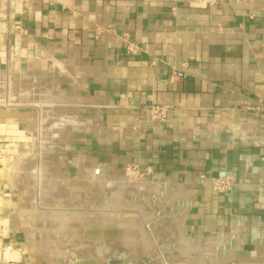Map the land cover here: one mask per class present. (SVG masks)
I'll return each mask as SVG.
<instances>
[{"label":"crops","instance_id":"0c3cea01","mask_svg":"<svg viewBox=\"0 0 264 264\" xmlns=\"http://www.w3.org/2000/svg\"><path fill=\"white\" fill-rule=\"evenodd\" d=\"M33 89L48 146L70 127L90 159L184 179L186 234L216 239L202 260L264 264V0H0L3 156L35 142ZM64 116L72 127L54 130ZM222 176L232 188L214 192ZM25 209L0 176V264H32L18 249Z\"/></svg>","mask_w":264,"mask_h":264},{"label":"rangeland","instance_id":"374dc122","mask_svg":"<svg viewBox=\"0 0 264 264\" xmlns=\"http://www.w3.org/2000/svg\"><path fill=\"white\" fill-rule=\"evenodd\" d=\"M27 86H28V84H27ZM22 93H24V92H22ZM40 95H41L40 91L33 89V99L31 100V102H30V100H28V102H27V105H29V107H27V110L34 111L35 115H36V116L32 117V119L34 121V126H33L32 130H33V135H34V140H35L33 146L30 147L29 150L25 151L23 154H20V155L14 156V157L2 156L1 163L3 166L0 170L1 171L0 176L2 178H6L7 180H9V182H11V185L14 186V189L18 192L20 209H23V208L24 209L25 208L30 209L31 207L34 208V212H32L33 211L32 210L31 211L32 213L30 215L27 214L24 217H22L23 220L20 216V225L18 226V231L20 233V242L18 244L19 245L18 246L19 252H20V254L27 256L31 260L32 264H56V263L52 262L46 256H43V254L45 253L44 250L42 252L40 250V253H43L42 255L39 254V251H37V249L35 250L34 246L31 245L30 240H33L37 244L40 243L39 245L44 246V247L46 245L48 247V249L50 248V250L51 249L56 250V248H57L59 250V252H62V253L64 251H69L68 249H73V248L79 247V246L86 247V248H84V250L81 251L84 255H86V257H82L83 258L82 260L83 261H89L91 264H102L103 261L101 260V258L99 256H96V258H95V256L93 257V255L89 254V253H91V250L94 247V244L92 243V241L93 240L97 241V239H94V238L91 239V238L86 237L89 234L87 230L89 228L88 223H90L91 220L89 221V219L88 220L85 219L83 221L84 226H81V225H78L79 220L71 219L68 216L67 217L68 221H66V224H67L66 228L68 229V231H67V233L65 232L66 233V234H64L65 237H63L64 235L55 234V233H51V232H43V231H36V232L33 231V236H32L30 234L32 231L30 229V227H32V225L30 226V224L33 223L32 221L34 220L37 227H40V228L47 227V228H52V229L54 228L55 229L56 227H58V225H59L58 221L56 219L50 217V213L58 210L57 207H51L56 203V201H57V203H58V201H61V205H59L60 207L58 206V208H60V209H63V210L64 209L65 210L72 209V210H76L77 212L78 211H81V212L85 211L86 213L87 212L91 213V212H95V211H99V210L102 211L103 209L107 210L108 204H110L111 206H113V208L109 205L110 208L107 210V212H109L108 217L112 218L113 215H114V217L115 216L120 217L121 213H124V209L128 207V206L125 207V205H124L123 206L124 209L122 210V208H121L122 202L124 201V202L128 203L130 200L134 201L135 199L138 198V197L134 196V194H132L131 191H129L127 189V190L123 191L124 193L122 192L123 194H121L122 197L120 198V201H121L120 207H118L119 204L118 205L116 204L117 205V207H116L115 204L112 205V203H107L108 199L112 200L111 194L114 192V189H115V192L117 190L116 184H113V183H116L117 181H119L122 178H123V180L125 179V180H129V181L136 180L134 182H138V183L145 182V183H159V184H161L163 186V189H161V191H160L161 193L159 192L160 195L158 194L156 197H158V199L161 202L163 200H165V201L167 200L165 203H167L169 200H171L169 202L170 206L173 207V209L176 212H181V211H183V209H185L186 210L185 213L187 215V210L189 208V203L191 202L192 194L188 193L189 197L186 198L185 200L184 199L182 200V198L177 196V195L176 196L173 195L174 197L168 195V194H170L171 190H175V189H177V187H182L183 189H189L190 190L189 186H191V185L187 182L185 184L184 179H180V178L178 179V178H175L171 175L158 173V172H156V170H152V169L151 170L149 169V171H147L146 169H141L136 164H131V163H126V164L117 163L116 164L115 162L111 163L110 161L105 162L103 159H101L99 161H96L95 159H90L88 157L89 154L85 150H83V147H80V148L74 147V146H71L69 144V142H67V140H68L67 135L69 134L70 127H67V128H69L68 131H67V129H64L65 131L63 130V132L60 134V136H57L56 138H54L52 135H50V138L53 137V138H51V142H53V143H51V145L49 147L50 149L47 150L46 153L42 152L44 163H43V165H41L42 161H40L41 158H40V154H39V150H41V148H40V146H38V144H39V141L41 140L44 132H43V128L39 122V113H38L40 111L41 105L43 104V102L41 101L42 98H40ZM22 103H24V102L22 101ZM37 103L38 104L40 103V105H38ZM17 104H21V100H18ZM47 104H49V103H47ZM20 110H23V107L20 108ZM49 126H50V124H49ZM72 129H74V128H72ZM68 138H69V135H68ZM43 166L47 169L45 170L46 172H44V175L41 176L40 171L42 169H44ZM97 168H98V170L104 171L103 174L105 175V178H107V179H105L106 182L107 181L113 182L112 184H109L111 186H107L108 184L105 185L104 184L105 181H104L102 183L98 182L99 184L98 183L95 184L96 188L94 186H91V185H90L91 187H88V186H86L84 179L79 178L80 175L86 174L87 170H90V171L93 170V172H94V170H96ZM56 180L57 181L61 180L64 183L63 186H60V188L58 190V194H60L61 197L59 198L60 195H58L56 193L53 196L52 195L49 196V198L51 197L50 199L48 198L49 201L45 200L46 202L45 201L43 203L40 202V194L41 193L39 192V186L40 185H42L43 187L47 186L51 190L52 185L55 184ZM50 185H51V187H50ZM113 185H115V186H113ZM86 187L89 188L88 191H87ZM92 187H93V189H92ZM71 188L74 190H72ZM84 188L86 190H84ZM66 189H68V191ZM77 189H79L80 192ZM82 189H83V191H82ZM94 189L96 190V192ZM97 189H99V190H97ZM111 189H112V192H111ZM167 190H168V192H167ZM59 191H60V193H59ZM73 191H76L75 193H77V191L80 193L77 196V198L78 197H79L78 199L82 198L81 199V200H83L82 202H80L81 200L78 201L76 199V195H72V194H74ZM64 192L66 193V195L64 194ZM101 192L102 193L105 192L106 195L104 194L105 196H103V194ZM82 193L85 194L86 196H84ZM67 194L68 195L70 194L69 197L71 199L68 198ZM80 195H82V197ZM88 195H89V197H87ZM72 196H74V197H72ZM146 196L148 197V195H146ZM57 198H58V200H57ZM64 198L66 201L68 198V201L65 202ZM122 198L125 200H123ZM72 199H74V200L76 199V201L74 202V200H73V202H72ZM105 199H107V200H105ZM128 199H129V201H128ZM84 201H86V202H84ZM105 202L107 203V205ZM72 203H74L75 205H72ZM184 203H186V205ZM114 206H115V208H114ZM153 206H156V204H153V205L152 204L151 205L146 204V207H144V212L147 213V211H149V208H151ZM185 206H187V207H185ZM130 207H128V209H125V211H127V214H128V212H130V214L132 216L133 215L137 216V218L139 220H143V217H144V215H143L144 212L142 210L143 208L141 210L139 209L141 211V213L139 212L140 214H137V213H135V211H137V209L134 210L135 209L134 206H133L134 208L132 207V209ZM52 208H53V211H51ZM118 208H119V210H118ZM116 211H117V213H116ZM119 211H120V213H119V215H117ZM37 212L39 214H41V216L43 215L44 217H38L39 215ZM111 212H112V214H110ZM99 213L101 214V212H99ZM113 213H115V214H113ZM127 214L125 212L124 214H122V217L124 215L126 216ZM186 215H184L183 222L185 221ZM141 217H142V219H140ZM135 221L136 220H134V222ZM25 225H27V226H25ZM76 225H78V226H76ZM25 227H27V228H25ZM32 229H33V227H32ZM100 231H102V230H100ZM177 231H178L177 229H171V230L167 231L166 236H164V239L168 238L169 234H172V236L176 235L178 233ZM28 232H29V235H28ZM157 234H158L157 232L154 233V237H158ZM146 235L148 236V238L151 237L150 239H152V233L149 230H146ZM186 235L188 238H193L191 236V234H186ZM200 242L204 243L202 241H200ZM162 244H161V246H167L170 249V251L172 252L170 254L168 252H165V256L169 255L168 259L169 258L171 259L175 254L172 251L174 245L172 243L170 244V240L164 242L163 245ZM204 244H207V243H204ZM10 249L15 250V248L12 246H10ZM154 252H155L154 253L155 258L153 259V262L156 264L164 262V253H162L160 246L155 245L154 246ZM237 259H239V258H237ZM237 259H235V261H231V262L226 261V262H223L221 264H236L238 261ZM104 260H105L106 264H108V261H106L107 259H104ZM118 260L120 261L121 258H119ZM119 261L114 263V264H121V263H119ZM57 263H59V262H57ZM60 263H62V261Z\"/></svg>","mask_w":264,"mask_h":264},{"label":"bare ground","instance_id":"6f19581e","mask_svg":"<svg viewBox=\"0 0 264 264\" xmlns=\"http://www.w3.org/2000/svg\"><path fill=\"white\" fill-rule=\"evenodd\" d=\"M56 120L57 121H55V123L53 122V124L51 126V127L54 126V130L57 128L61 129V128L69 126V125H71V127H72V125L74 124L73 117H69V116L68 117L64 116L61 118L59 117ZM77 122H79V121H77ZM56 132H57V130H56ZM43 141H42V138L39 141V146L41 148V150H39V154H40V158H41L40 161H42L41 165H43V163H44L42 155H43V153H46V151L48 150L47 148L50 147L45 143L47 141H45V142H43ZM43 168L44 169H42L40 171L41 176L44 175V172H46L45 170L47 169L44 166H43ZM103 172L104 171H102V170H98V168L96 170H94V172H93V170L92 171L87 170L86 174L80 175L79 178L84 179L86 186H88V187L94 186L95 187V184H97L98 182L102 183L105 181V179H107V178H105V175L103 174ZM134 181H136V180H134ZM134 181H132V180L129 181V180H125V179L123 180V178L120 179L119 181H117L116 183H113L110 181L109 182L105 181V183H104L105 185L108 184L107 186H111L109 184L113 183V184H116V187H117L116 192L114 189V192L111 194L112 200H109V199L108 200L105 199V200H107V203H112V205L115 204L116 207L119 204L118 207H120L121 206L120 205V202H121L120 198L122 197L121 194L124 193L123 191L128 189L129 191H131L132 194H134V196H136L138 198L137 199L134 198L135 199L134 201H131V200L129 201V199H128V201H129L128 203L123 201L122 206H121L122 210L124 209L123 208L124 205H125V207L131 206L130 207L131 209L134 206L135 207L134 210L137 209V211H135V213L140 214L141 213L140 210L142 208H143L142 210L144 212V207H146V204H148V205L156 204V206L149 208V211H147V213L142 212L144 215V217L141 215L143 217V220H139L137 218V216H134V215L132 216L130 214V212H128V214H127V211H125V209H128V207L124 209V213L126 212V214H127L126 216L124 215L122 217V214H124V213H121L120 217H116V216L114 217V215H113V217L110 218V217H108L109 212H107V210L110 208L109 207L110 204H108L107 210L103 209L102 211L99 210V211H95V212H91V213L90 212L86 213L85 211H82V212L78 211L77 212L76 210H72V209H70V210L60 209V208H58V206L61 205V201H58V203L56 201V203L51 207H57L58 210L53 211V208H52L51 211H53V212L50 213V217H52L58 221V224H59L58 227H56L55 229L54 228L52 229V228H47V227L41 226L42 228H40V227H37L35 221L33 220L32 221L33 223L30 224V226L32 225V227H33V229H32V227H30V229L32 230L30 234L33 236V231L34 232L43 231V232H51V233H55V234L64 235L68 231V229L66 228V226H67L66 221H68L67 217L69 216L71 219L79 220L78 225H81V226H84L83 221L85 219H87V220L89 219V221L90 220L92 221V222L90 221V223H88L89 228L87 231L89 234L86 237L91 238V239H93V238L97 239V241L96 240L92 241V243L94 244V247L91 250V253H89V254L93 255V257L95 256V258H96V256H99L101 258V260L103 261L102 264H106L104 259H107L106 261H108V264H114V263L119 261L118 260L119 258H121V260L119 261V263H121V264H156L153 262V259L155 258L154 246L155 245L161 246L162 243L164 244V242L169 241V240H170V244L172 243L174 245L172 251L175 254L171 259L169 258L168 262H162V263H157V264H212V260L217 261V257H216L217 253L215 255L213 254V256H214L213 259L207 258L208 262H206V263L204 262V260H202V258H203L202 256L204 255V250H213V248L215 246L214 244H215L216 239L213 238L214 240L211 243L204 244V243H201L200 241H198L194 238H188L186 235L185 225L183 222L184 215H186V213H185L186 210L183 209V211H181V212H176L173 209V207L170 206L169 202L171 200L168 199L169 201L167 203H165L167 200L166 201L163 200L161 202L158 199V197H156L159 194V192L161 191V189H163V186L161 184H159V183H145V182L138 183V182H134ZM63 184H64L63 181H61V180L57 181L56 180L55 184L52 185L51 190L47 186L43 187L42 185H40L39 186V192L41 193L40 194V202L43 203L45 200H48L49 196H51V195L53 196L56 193L58 194V190H59L60 186H63ZM113 186H115V185H113ZM50 187H51V185H50ZM88 187H86L87 191L89 189ZM68 189H66V190L68 191ZM92 189H93V187H92ZM72 190H74V189H72ZM77 190L79 191V189H77ZM84 190H86V189L84 188ZM97 190H99V189H97ZM78 191H77V193H75L76 191H73L74 194H72V195H76V199L79 201L82 198L81 199H78L79 197L77 198V196L80 194L79 193L80 191L79 192ZM82 191H83V189H82ZM65 192H64V194L66 195ZM95 192H96V190H95ZM111 192H112V189H111ZM167 192H168V190H167ZM189 192L190 191L183 189L182 187H177V189L171 190L170 194H168V195H170V196H173V195L176 196L177 195V196L181 197L182 200L183 199L185 200L188 197L187 193H189ZM59 193H60V191H59ZM102 194H103V196L106 195L105 192H103ZM58 195H60V194H58ZM83 195L86 196L85 194H83ZM146 195H148V197ZM67 196H68V198H70L69 197L70 194L69 195L67 194ZM80 196L82 197V195H80ZM60 197H61V195L59 196V198ZM72 197H74V196H72ZM87 197H89V195ZM68 198H67V201H68ZM76 199L75 200L72 199V202H73V200L75 202ZM57 200H58V198H57ZM64 200H65V198H64ZM123 200H125V199H123ZM67 201L65 200V202H67ZM82 201L83 200H81L80 202H82ZM84 202H86V201H84ZM107 203H106V205H107ZM184 204L186 205V203H184ZM72 205H75V204L72 203ZM115 206H114V208H115ZM111 207L113 208V206H111ZM185 207H187V206H185ZM118 210H119V208H118ZM31 211L34 212L33 207H31L30 209L26 208L25 210H21L20 213H21V216L24 217L27 214L30 215L32 213ZM99 212H101V214ZM116 213H117V211H116ZM119 213H120V211L118 212L117 215H119ZM110 214H112V212ZM113 214H115V213H113ZM38 215H39L38 217H44L43 215L41 216V214H39V213H38ZM142 217L140 219H142ZM134 220H136V221L134 222ZM78 225H76V226H78ZM25 226H27V225H25ZM25 228H27V227H25ZM171 229H177L178 233L176 235H173V236H172V234H169V237L164 239V236H166V232L171 230ZM100 230H102V231H100ZM146 230H149L152 233V239H150L151 237L148 238V236H147L148 234L146 235ZM156 232L159 234V235L157 234L158 237H154V233H156ZM28 235H29V232H28ZM63 237H65V235ZM226 238H227V236H226ZM30 243L32 246H34L35 250L37 249V251H39V254L42 255L43 253H40V250H41V252L44 250L45 253L43 254V256H46L52 262H55V263L59 262L60 263L62 261V263H66V264H70L72 262L90 263L89 261H83L82 260L83 259L82 257H86V255H84L81 251L84 250V248H86V247L79 246V247H75L73 249H68L69 251H64L62 253V252H59V250L57 248H56V250H54V249L50 250V248L48 249V247L46 245H45V247L41 246V245H39L40 243L37 244L33 240H30ZM8 249H10V247ZM13 252H15V250L8 252V255H11ZM224 252L225 251H223V254H224ZM169 253H172V252L170 251ZM237 260H240V259H237ZM245 260H244V262H242V260H240L239 261V262H241L240 264H246ZM263 260H261V261H263ZM259 262H260V260H259ZM215 263H217V262H215ZM257 264H258V262H257Z\"/></svg>","mask_w":264,"mask_h":264},{"label":"built area","instance_id":"2783aa9c","mask_svg":"<svg viewBox=\"0 0 264 264\" xmlns=\"http://www.w3.org/2000/svg\"><path fill=\"white\" fill-rule=\"evenodd\" d=\"M126 51L130 53L136 52V46H134L132 43L126 44ZM176 76H184V72L177 71L174 72ZM167 109L166 106L153 104L149 107V115L152 120H162L166 117ZM2 154H0V170L2 168ZM131 166V165H130ZM147 171H149V168H145ZM1 172V171H0ZM233 185V180L230 176H222L217 177L212 181V189L214 192H227L230 191Z\"/></svg>","mask_w":264,"mask_h":264},{"label":"water","instance_id":"95a60500","mask_svg":"<svg viewBox=\"0 0 264 264\" xmlns=\"http://www.w3.org/2000/svg\"><path fill=\"white\" fill-rule=\"evenodd\" d=\"M189 197V196H188ZM187 197V198H188ZM160 248H161V250H162V253H164V262H168V256L169 255H166L165 256V252H170V249L167 247V246H160ZM170 254V253H169ZM56 264H66V263H56ZM70 264H89V263H87V262H83V263H79V262H77V263H75V262H72V263H70ZM214 264H217V263H214Z\"/></svg>","mask_w":264,"mask_h":264}]
</instances>
